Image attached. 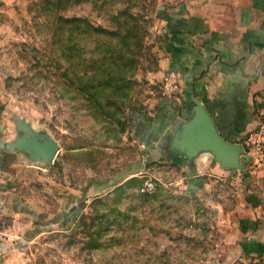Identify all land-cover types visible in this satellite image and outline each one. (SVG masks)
Returning <instances> with one entry per match:
<instances>
[{"label":"rangeland","instance_id":"374dc122","mask_svg":"<svg viewBox=\"0 0 264 264\" xmlns=\"http://www.w3.org/2000/svg\"><path fill=\"white\" fill-rule=\"evenodd\" d=\"M63 1L0 0V114L25 119L58 144L52 161L23 171L30 183L23 195L36 209L28 224L18 219L6 257L14 264H256L222 223L219 207L230 208L235 182L215 181L205 202L186 193L190 178L171 162L150 158L143 169L137 115L153 99H174L164 94V76H155L158 0ZM58 15L119 33L93 34L83 23L70 54L72 25L57 23ZM102 39V65L133 60L118 85L112 66L87 71L96 46L89 43ZM149 179L153 188L142 192Z\"/></svg>","mask_w":264,"mask_h":264},{"label":"crops","instance_id":"0c3cea01","mask_svg":"<svg viewBox=\"0 0 264 264\" xmlns=\"http://www.w3.org/2000/svg\"><path fill=\"white\" fill-rule=\"evenodd\" d=\"M157 12L155 76L177 70L182 79L174 99H153L147 114L137 115L143 169L149 170L150 158L152 164L171 162L190 178L186 193L205 202H210L215 181L235 182L230 208L219 207L222 223L233 228L240 253L264 264V152L245 145L246 134L264 123V0H158ZM196 97L220 134L242 145L239 169L221 166L208 152L191 161L168 154L166 140L189 116ZM16 134L13 122L1 112L0 264H14L6 255L15 240V226L19 218L28 224L31 208L36 209L23 195L30 185L23 171L32 170L35 163L4 148Z\"/></svg>","mask_w":264,"mask_h":264},{"label":"water","instance_id":"95a60500","mask_svg":"<svg viewBox=\"0 0 264 264\" xmlns=\"http://www.w3.org/2000/svg\"><path fill=\"white\" fill-rule=\"evenodd\" d=\"M189 116L167 138L166 149L170 156H183L188 161L199 153L208 152L223 167L239 169L242 145L230 142L219 132L212 115L196 97ZM16 136L4 143V148L22 153L31 162L48 163L57 151V141L47 133L39 132L30 122L14 116Z\"/></svg>","mask_w":264,"mask_h":264},{"label":"trees","instance_id":"16d2710c","mask_svg":"<svg viewBox=\"0 0 264 264\" xmlns=\"http://www.w3.org/2000/svg\"><path fill=\"white\" fill-rule=\"evenodd\" d=\"M69 0H66V2ZM71 2H80L81 0H70ZM62 3H65V1L63 0H55V4L59 7H64L65 5H63ZM57 19V23H69L72 25V28L69 30L68 35L66 36L65 40L69 46V53L73 54L75 52V46L77 45V38H79V35L81 33L80 30V26L84 23L85 25V30L88 32H91L93 34L97 33L98 35H100V33L103 34H118L119 32L117 31H108L107 29L103 28V27H94L92 26L87 20H84L83 18H65L61 15H58L56 17ZM77 30V31H76ZM60 33V32H59ZM59 35V34H58ZM60 36V35H59ZM65 36H62L61 38H64ZM91 43H95V49H91L89 51L90 55H89V59L87 61V64L91 65V69H87L88 72L90 73H94L95 72V68H100V66H107L110 67L112 66V68H114V76L117 77V79H114L115 84H119L120 80L119 77H122L124 74H129V70H131L130 68L133 66V60L130 57V59H126L124 62L119 63V61L117 59H112L110 60V62L108 63H112V65L108 66L107 63H105L104 65H102L101 63L104 62V59H102V57L104 58V55L106 54L107 50H106V45H107V41L106 40H97L95 42H90ZM89 44L85 45V48H89ZM122 44V43H121ZM122 46H126L127 48H129L131 46L129 40H126L124 42V44H122ZM96 51V53H95ZM121 52L125 51L120 49ZM108 54V53H107ZM118 61V62H117ZM117 62V63H116Z\"/></svg>","mask_w":264,"mask_h":264},{"label":"built area","instance_id":"2783aa9c","mask_svg":"<svg viewBox=\"0 0 264 264\" xmlns=\"http://www.w3.org/2000/svg\"><path fill=\"white\" fill-rule=\"evenodd\" d=\"M181 79L182 75L179 71H168L164 74L163 89L164 94L167 97H175V93L180 86ZM245 145L248 147V149H253L256 152H264V123H260L253 130L246 134ZM152 188L153 182L151 180H147L142 185L141 191H149Z\"/></svg>","mask_w":264,"mask_h":264}]
</instances>
